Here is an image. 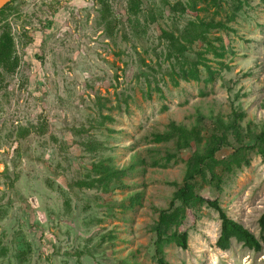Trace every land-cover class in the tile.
<instances>
[{
	"label": "rangeland",
	"instance_id": "374dc122",
	"mask_svg": "<svg viewBox=\"0 0 264 264\" xmlns=\"http://www.w3.org/2000/svg\"><path fill=\"white\" fill-rule=\"evenodd\" d=\"M21 2L19 17L7 19L18 37L19 74L6 78L0 92V264H155L151 227L174 191L169 184L182 181L185 162L195 149L175 152L172 143L153 144L151 134L166 131L174 122L198 126L206 139L212 119L226 122L233 111L244 114V130L260 131L264 4L221 2L217 20L224 21L237 3L242 7L228 24L230 32L210 34V42L224 56L204 55L213 73L208 83L202 67L199 82L180 80L179 66L165 60L166 43L160 38L161 30L177 35L196 16L203 18L202 1L195 12L179 16L171 7L186 0H142L136 25L127 20V0H108L107 34L99 24L102 7L95 0ZM205 47L195 43L191 48L196 52ZM140 59L148 67L139 68ZM173 69L177 86L169 76ZM99 108L110 120L100 118ZM198 115L205 120L198 121ZM96 122L102 126L92 130ZM41 126L44 132L17 138L19 129ZM81 128L87 132L77 134ZM89 142L98 147L87 148ZM167 150L175 157L162 167ZM229 152L224 149L217 158ZM100 159L118 168L136 162L123 179L127 188L99 195L95 189L74 186L91 175V164ZM153 161L159 165L153 167ZM198 192L217 199L230 219L259 237L264 158L251 155L250 167L225 177L221 192L207 183ZM134 193L142 194L138 206L120 205ZM219 225L210 209L188 211L179 229L188 234V248L167 246L166 260L264 264V243L260 253L234 240L229 250H218Z\"/></svg>",
	"mask_w": 264,
	"mask_h": 264
},
{
	"label": "trees",
	"instance_id": "16d2710c",
	"mask_svg": "<svg viewBox=\"0 0 264 264\" xmlns=\"http://www.w3.org/2000/svg\"><path fill=\"white\" fill-rule=\"evenodd\" d=\"M95 1L102 7L99 24L104 26L107 34V32L109 33L110 17L108 0ZM198 1L205 3L204 7L201 8V11L205 13L203 18L196 16L195 20L189 21L182 30H178L177 35L161 30L160 38L166 43L165 60L174 61L175 64H171L172 66H179V71L176 75L180 80L184 82H199V68L202 67L208 71L209 78L206 82L210 83L213 81V73L206 64L207 60L204 55L210 52L216 58H223L224 56V53L222 51L218 52L216 47L210 42V34L215 31L230 32L231 28L228 24L234 21L236 14L241 11L242 5L240 2L234 5L233 10L226 16L224 21L217 20V17L221 9V2L225 0H186L185 4L178 2L171 8L173 12L183 16L187 13L195 12ZM260 1L264 4V0ZM127 2V20L130 24L138 25L137 18L140 13L142 0H127ZM21 4V0H13L0 10V92L5 85L6 78L19 74L20 58L16 51V39L18 37L13 33V27L7 19L11 16L19 17ZM108 36L112 37L111 34H108ZM134 37L138 36L134 35ZM195 43L204 44L206 47L204 50L193 52L191 47ZM138 63L139 68L148 67L142 59ZM149 69L153 72L152 68ZM173 72L174 69L171 70L169 76L172 83L177 86L178 82L174 78ZM261 108L264 110V99L261 103ZM100 114L101 109L99 108L98 115L100 118L102 120H110V116H101ZM197 119L198 121L205 120L202 115H198ZM243 119L244 114L236 111L232 112L231 119L226 122L220 117L212 119V126L206 139L205 136L201 135L198 126L194 125L191 128H187L174 122H170L167 125L166 131L151 134L153 144L172 143L174 148L172 150L175 152L189 149L192 146L195 149L192 152V156L185 162L182 181L179 184L175 182L169 184L174 188V191L169 198L167 207L157 210V219L151 227L154 238L152 248L155 264H171L166 260L164 252V249L169 245L173 244L183 251L187 250L188 234L187 232H180L179 229L183 226L188 211L196 214L203 208L214 211L220 222L219 235L215 242V247L218 250L222 252L229 250L231 240L254 253H260L263 250L264 211L257 219L259 234L257 238L241 223L230 219L217 199H205L198 192L202 183H207L216 192H221L225 177L235 176L244 168L250 167L251 155L254 154L264 158V124L257 134H252L249 128L244 130L241 127L240 123ZM94 126H91L92 130L99 129L102 123L97 124V127L96 125ZM41 131H45L42 126L33 127L32 131L19 129L17 138L24 139L31 132L41 133ZM83 132L86 133L87 131L83 130V128L76 130L77 134ZM80 145H82V142ZM85 145L89 149L98 147L92 142ZM224 149L230 150L229 154L218 159L217 155ZM171 151H166L165 164L162 167H165L174 159L175 154L171 153ZM140 164H144V162H140ZM135 165L136 162H133L128 168H118L111 163V160L100 159L91 164V175H87L82 180L79 179V181L74 183V186L78 189H95L100 193L99 195L106 192L111 193L115 190H124L127 186L123 179L128 172L134 170ZM151 165L153 167L158 166L159 162L153 161ZM47 186L49 188L51 184H47ZM141 199V193H134L129 195L126 200H122L120 205L125 206L127 203L128 207L132 209L140 204ZM65 204L69 206V201L66 200ZM108 234L110 236V233ZM102 240H99L100 243ZM78 255L81 254L79 253Z\"/></svg>",
	"mask_w": 264,
	"mask_h": 264
},
{
	"label": "water",
	"instance_id": "95a60500",
	"mask_svg": "<svg viewBox=\"0 0 264 264\" xmlns=\"http://www.w3.org/2000/svg\"><path fill=\"white\" fill-rule=\"evenodd\" d=\"M13 0H0V10L7 5L8 3L12 2Z\"/></svg>",
	"mask_w": 264,
	"mask_h": 264
}]
</instances>
